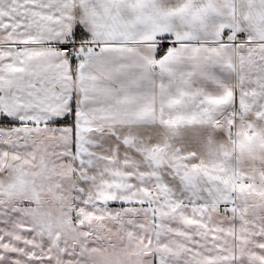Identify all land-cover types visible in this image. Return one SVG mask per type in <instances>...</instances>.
Wrapping results in <instances>:
<instances>
[{"label": "snow or ice", "instance_id": "6c2138e0", "mask_svg": "<svg viewBox=\"0 0 264 264\" xmlns=\"http://www.w3.org/2000/svg\"><path fill=\"white\" fill-rule=\"evenodd\" d=\"M0 264H264V0H0Z\"/></svg>", "mask_w": 264, "mask_h": 264}]
</instances>
